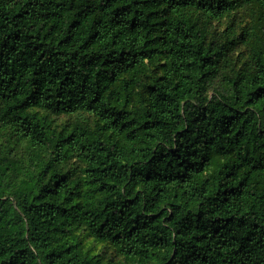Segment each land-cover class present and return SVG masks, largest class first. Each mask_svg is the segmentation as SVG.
<instances>
[{"label":"trees","instance_id":"trees-1","mask_svg":"<svg viewBox=\"0 0 264 264\" xmlns=\"http://www.w3.org/2000/svg\"><path fill=\"white\" fill-rule=\"evenodd\" d=\"M0 264H264V0H0Z\"/></svg>","mask_w":264,"mask_h":264},{"label":"rangeland","instance_id":"rangeland-1","mask_svg":"<svg viewBox=\"0 0 264 264\" xmlns=\"http://www.w3.org/2000/svg\"><path fill=\"white\" fill-rule=\"evenodd\" d=\"M248 17V13L246 11H241V13L237 14V15H233L230 19L226 20L224 22V25L222 27V29L225 28V26L227 25V23H230L232 20H237V21H242V20H245L244 22L248 21L249 19H247ZM247 19V20H246ZM72 118L69 117V116H61V117H58L56 119V123L59 124V125H64L65 123H68V122H72ZM98 250H102V246H99L98 247ZM109 255L111 254H108L107 256L109 257Z\"/></svg>","mask_w":264,"mask_h":264}]
</instances>
